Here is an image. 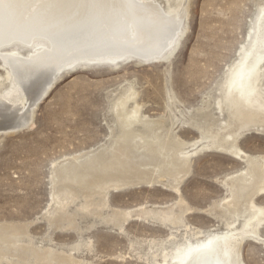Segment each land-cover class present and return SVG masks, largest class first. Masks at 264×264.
Listing matches in <instances>:
<instances>
[{"label": "rangeland", "instance_id": "rangeland-1", "mask_svg": "<svg viewBox=\"0 0 264 264\" xmlns=\"http://www.w3.org/2000/svg\"><path fill=\"white\" fill-rule=\"evenodd\" d=\"M185 2L186 16L167 56L147 59L122 55L110 58L111 61L89 58L55 63L53 69L51 66L52 70L47 71L49 75L40 77L43 81L36 84L35 90L26 93L28 98L24 105L25 108L29 105L31 113L26 116L23 128L0 133V226L18 229L20 240L16 239L15 248L22 245L24 247L19 249H31V246L52 249L54 254L66 256L65 261L57 264H155L162 248L168 251L186 238L195 241L197 237L225 231L226 220L232 218H236L235 225L239 226L243 215L248 213L250 208L244 209L247 204H243L239 206V210H246L243 215L235 217L230 213L228 216L229 212L223 208L230 192L227 193L228 186L222 182H229L232 175L246 171L247 157L241 160L233 157L225 151L227 144L223 141L212 145V135L206 132L203 137L201 129L196 127L215 123L214 128L218 123L224 140L228 142L230 136H236L234 142L238 148L247 156H256L264 172V124L254 119L245 125L242 117L230 115L226 101L221 98L223 82L242 56L241 48L250 42L253 22L264 0ZM169 4L175 5L174 0H169ZM13 41L1 45L0 51L15 50L28 56L35 45L34 40L32 44ZM6 68L0 65V90L9 84ZM131 91H134L135 101L130 99L126 110L137 103L139 118L154 124L152 132L139 130L142 126L137 124L139 127L133 126L138 129L135 133L151 135L159 129L153 135L175 137L181 143L179 148L193 153L187 167L176 174L177 180H172L170 175L157 178V173L168 171L170 157L158 155L156 159L147 155L141 161L137 159L139 162L130 160L133 165L124 169L127 177L128 173L135 172H144L145 176L133 178L131 175L133 179L129 178L126 185L109 183L104 196L98 194V190L113 177L102 173L92 174L88 188L76 186L77 192L70 195L74 198L52 195L51 170L54 167L74 159L82 162L103 151L108 153V158L98 162L111 160L119 135L113 106L119 97ZM138 151L136 153H142L144 149ZM55 173L54 184H62L58 172ZM82 181L84 177L81 183L72 184L79 187ZM254 197L255 204L264 206V195ZM86 199H89L87 204ZM102 200L101 206H95ZM84 206H90L91 211H85ZM170 207L181 215L183 225L161 224L157 216L147 213L149 210L162 212ZM221 211L227 217L224 218ZM114 214L124 222L119 220L116 225L111 220ZM260 232L264 235V226L260 227ZM251 239L246 237L241 243L242 263L264 264V244ZM10 258V264H17L16 257ZM27 263L37 264L32 256L27 258Z\"/></svg>", "mask_w": 264, "mask_h": 264}, {"label": "bare ground", "instance_id": "bare-ground-1", "mask_svg": "<svg viewBox=\"0 0 264 264\" xmlns=\"http://www.w3.org/2000/svg\"><path fill=\"white\" fill-rule=\"evenodd\" d=\"M185 1L174 0L175 5H172L169 4V0H0V47L13 40L28 44L30 42L32 44L34 40L36 45H33V51L30 50L31 53L28 56H22L15 50L0 51L2 60L0 65L5 66V68L6 65L8 66L6 68V79L9 82L7 88L0 90V133H2L1 131L16 129L26 123V116L31 113L29 105L26 108L24 105L25 99L28 98L26 93L35 90L36 84L39 81H43V78L40 77L48 74L47 71L55 63H66L71 60L89 58L95 60L109 58L110 60L112 57L122 55L123 57L124 55H135L147 59L149 57L158 59L161 55L167 56L174 46L182 20L186 16L187 6ZM253 23V36L250 37V42L246 47L241 48L242 56L233 68L229 70L223 85L221 84V98L224 102L226 101L225 105L228 106V112L235 118L242 117L245 125L255 121L254 119L264 124V84H262V81H264V6L259 7ZM49 80H52L51 76ZM133 92L125 93L126 95L121 94L122 96L117 99L113 106L117 112L119 135L117 139L115 138L113 157H111L112 155L110 156L111 160L98 162L100 159L103 160L107 157L108 153L103 151L99 156L95 154L96 156L86 158L82 162L74 159L56 168L54 167L51 170L52 195H61L64 198H69L70 195H74L77 192L76 186L77 188H88L91 185L92 174L99 175L102 173V175L113 177L109 179H112L111 181L107 182L106 180L107 183L98 190V194L103 193L102 196H104L106 193L105 189L108 188L107 185L109 183L113 186L119 183L123 185L129 181L131 175H134L132 176L133 178L145 176L144 172L142 174L135 172L128 173L130 177H127V174H124V169L129 165H133L130 160L137 161L139 159L141 161L147 155L157 159L158 155L163 157L167 154V158L169 159L170 157L168 171L155 173V176L170 175L172 180H177L176 174L187 167L188 158L191 157L190 153L192 152L179 148L181 143L175 137L168 138L163 136L161 138L153 135L156 133L155 131L159 130L158 128L151 135L135 133L138 129L133 126L137 124H141L140 126L142 127L139 130L143 132H152L154 124L146 122V119L142 121V117L139 118L138 109L140 105L137 103L130 110H126V103L130 99L135 101ZM43 94L40 96L41 98ZM34 103L36 102L34 101ZM217 104H220V100ZM214 124L210 123L206 125L207 127L198 125L199 127L196 128L201 129V136L206 132L212 135V145L220 144L222 141L225 145L227 144L225 151H228L233 157L240 160L244 156L247 157L248 168L246 171L234 177L232 175L231 178L229 177L230 180L227 178L229 182L222 181L224 185L228 186L227 193L230 192L231 197V199L229 197V201L224 205L225 208L223 209L225 212H229L228 216L231 213L235 217L243 215L246 210L250 209L245 216L243 215L239 226L235 225L236 218H232L229 221L226 220L225 231L212 232L204 236L206 238L197 237L195 241L185 237L186 239L183 242L176 244L171 249L169 248L170 250L168 251L164 249L166 247L162 248L159 254V261H156L155 264H243L240 258V246L246 237H251L264 244V235H261L260 232V227L264 226V206L255 204L256 201L253 200L255 195H264V172L262 171V166L257 161L256 156H247L245 155L246 153L244 154L238 148L234 142L236 136H230V141L227 140L228 142H226L224 134L219 133L222 127L217 123V126L213 128ZM228 134L230 135V132ZM136 138H139L138 142L135 141ZM136 147L141 148L139 151H142V148L144 151L141 153L136 150L139 152L136 153L134 150ZM158 165L160 166V164ZM159 169L161 168L159 167ZM56 171L58 172L57 176L61 177L60 183L62 184H54V173ZM147 175L148 177L150 176L148 173ZM83 177L85 178V181H82L83 187L72 184L81 183ZM133 178H130V180ZM174 188L176 189V187ZM82 190L86 191V189ZM102 196L100 195V197ZM71 198H74V196ZM86 200V204L89 203V199ZM225 200H228V198H225ZM103 203L104 201L102 200L101 203L95 206H101ZM243 204H247L244 212L241 211V208L239 210V206ZM221 206L223 207V205ZM83 208L86 209L85 211H91L89 209L90 206H84ZM147 213L152 214V217L157 216L161 224L169 223L173 226L181 223L183 225L181 215L177 214V212L175 213L171 207L162 212L149 210ZM120 219L115 214L111 218L116 225L117 222H124V220ZM199 232L200 234L203 233ZM18 234V229L13 226H0V264H3V262H5L4 264H10L11 256L17 258V264H28L27 258L30 256L34 258L37 264L40 262L41 264H50L54 260L57 261L55 263L57 264L66 260V256L61 254L64 256L62 257L59 253V255H56L52 252V249L51 251L42 250L34 246H31V249H19L24 247L19 245L20 243L18 244L19 247L15 248L16 239L19 238L20 240ZM170 235H172V232Z\"/></svg>", "mask_w": 264, "mask_h": 264}]
</instances>
